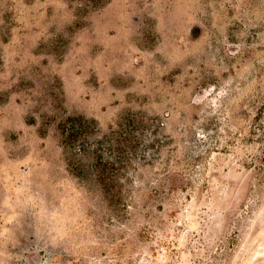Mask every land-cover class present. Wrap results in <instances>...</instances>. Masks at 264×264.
Segmentation results:
<instances>
[{
  "label": "rangeland",
  "instance_id": "rangeland-1",
  "mask_svg": "<svg viewBox=\"0 0 264 264\" xmlns=\"http://www.w3.org/2000/svg\"><path fill=\"white\" fill-rule=\"evenodd\" d=\"M0 264H264V0H0Z\"/></svg>",
  "mask_w": 264,
  "mask_h": 264
},
{
  "label": "trees",
  "instance_id": "trees-1",
  "mask_svg": "<svg viewBox=\"0 0 264 264\" xmlns=\"http://www.w3.org/2000/svg\"><path fill=\"white\" fill-rule=\"evenodd\" d=\"M63 130H64L65 134H67L68 137L74 136L76 134V132L79 133L78 127L76 125L75 126H73V125L65 126Z\"/></svg>",
  "mask_w": 264,
  "mask_h": 264
}]
</instances>
